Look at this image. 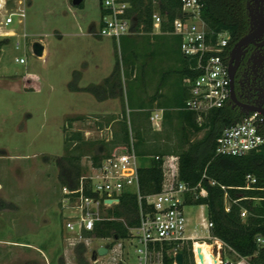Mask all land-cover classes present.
Wrapping results in <instances>:
<instances>
[{
  "label": "rangeland",
  "instance_id": "rangeland-1",
  "mask_svg": "<svg viewBox=\"0 0 264 264\" xmlns=\"http://www.w3.org/2000/svg\"><path fill=\"white\" fill-rule=\"evenodd\" d=\"M18 1L25 8L24 24L14 28L15 35L8 37L10 41L0 54V264H58L61 258L65 264H77L75 248L79 243L86 246L87 264H127L130 255L134 260V253L125 245L119 248L122 241L94 236L84 240L64 230L58 162L65 155V137L80 132L82 141L71 147L82 155L81 176H89L93 156L102 158L116 147L137 142L135 133L140 120L146 130L140 146L136 150L134 147L135 153L139 149H160L176 154L187 149V143L180 146L182 133L175 122L156 130L145 119L143 109L147 99H159L163 91L167 98L173 94L178 80L173 71L182 59L176 39L168 38L170 51L156 47L143 78L132 76L131 82L124 79L119 59L124 106L115 94L99 101L89 93L69 91L68 84L75 81L79 88L101 85L113 70L114 54L120 57L123 40L141 45L152 43L156 30L152 28L146 33L143 26H132V37L123 36L118 43L99 37V0H83L77 7L71 0H0V21L6 11L19 6ZM4 38L7 37L0 36V40ZM35 42L45 46L41 58L32 53ZM154 49L153 45L151 51ZM16 57H23L25 64L15 63ZM161 83L163 91L159 93ZM127 98L131 103L144 104L142 109L138 105L133 111L128 109ZM123 107L128 125L127 144L115 142ZM205 135L206 130L190 133L187 140L196 143ZM136 156L140 166H147L156 157H141L137 153ZM184 213L186 236L209 237L205 206L187 205ZM198 242L205 243L200 246L208 250L213 241ZM100 248H107V253L99 256ZM222 256L233 260L226 250Z\"/></svg>",
  "mask_w": 264,
  "mask_h": 264
},
{
  "label": "trees",
  "instance_id": "trees-1",
  "mask_svg": "<svg viewBox=\"0 0 264 264\" xmlns=\"http://www.w3.org/2000/svg\"><path fill=\"white\" fill-rule=\"evenodd\" d=\"M202 4L201 18L208 28L215 33L227 32L230 36V41L237 39L238 32L245 25L244 1L245 0H199ZM131 8L128 12L133 20V28L138 29L140 26L146 33L152 30L151 16L154 11H157L165 21L161 24V32H170L171 22L176 18L182 17L180 8V0H130ZM171 36H153L154 41L151 43L140 44L137 41L128 42L123 40L124 44L120 47L119 54L115 53V64L108 78L101 85H90L85 88H79L77 82L69 83L67 88L71 92H86L93 95L99 101L108 98V95H117L123 102V88L121 77V63L123 67L124 79L133 76L144 77L147 73L150 59H152L156 47L165 48L164 52L170 51L169 40ZM176 39L177 50L179 51V38ZM9 38L0 40V54L3 46L8 44ZM122 44V42H121ZM155 46L154 51L151 48ZM163 52V53H164ZM166 54V53H165ZM181 55V54H180ZM121 59V63L120 60ZM190 63L182 57L178 68L173 73L178 77L174 83L175 100L173 103L167 104L163 112L162 127H167L175 122L178 130L182 133L180 146L187 143L188 147L176 154H171L160 149L156 152L148 150H137L136 153L141 157L155 154L160 160L150 161L147 166H140L138 169V184L139 194L142 200L139 204L137 196L132 193H124L119 197V203L108 210L109 216L114 219L104 221L98 225L93 233H83L82 238L88 240L91 236L98 238H112L113 240H124L129 237L130 228L139 226L140 208L144 211H149L146 206L145 197L159 193L164 190L169 182L170 176V158H173L175 168L176 182H182L190 187H195L200 184L207 195L204 198L193 197L186 195L185 201L187 205L205 206L207 221L212 226L209 229V235L222 242L225 246L234 251L237 255L247 260L248 264H264V245L256 243L257 237L264 239V202L255 204L253 202L242 201L239 205H232L229 212L224 210L223 195L224 191L221 186L227 189L230 198L235 199L242 191L234 190L235 187L244 185L245 176L248 174L255 175L258 178L264 177V146L258 151L248 153L243 157L217 156L214 153L215 140L219 136L222 129L231 126L237 122L242 115L225 106L221 109L211 111L203 118L201 125L196 121V116L187 111H179L184 101L187 99V90L183 85V79L187 76L194 77L196 74L190 71ZM172 74V71H171ZM28 78H31L28 75ZM162 87V83L158 89ZM129 102L127 98L128 109H135V105L140 106L142 103L135 104ZM131 107V108H130ZM124 107L121 114L120 133L115 135V142L128 143V125L125 118ZM145 119L149 122V112L146 111ZM71 122L73 120H70ZM139 128L135 133L137 142L134 144L135 150L140 146L142 134L146 130L139 121ZM202 130H206L205 138L196 143H189L187 135L196 134ZM146 135V133H145ZM82 141V134L74 132L64 139L65 155L60 158L59 166V181L62 187L70 190L77 189L79 180L82 177L81 154L71 146L74 143ZM206 143V146L204 145ZM104 157V156H103ZM102 157V158H103ZM98 156L91 158V165L98 167L101 159ZM203 175L205 176L203 178ZM211 181L215 185H211ZM88 187V182H86ZM86 195L95 197L96 195L89 190ZM245 194H255L253 192H245ZM245 209L247 216L244 219L240 218V211ZM175 245H164L163 257L165 264H173L174 256L173 249ZM193 244L191 241H186L176 248V253L183 256V264H194ZM200 255L204 258V264H208L204 254L199 247ZM86 246L84 243H79L75 248V259L77 264H87V259L84 254ZM58 264H65L61 258Z\"/></svg>",
  "mask_w": 264,
  "mask_h": 264
},
{
  "label": "built area",
  "instance_id": "built-area-1",
  "mask_svg": "<svg viewBox=\"0 0 264 264\" xmlns=\"http://www.w3.org/2000/svg\"><path fill=\"white\" fill-rule=\"evenodd\" d=\"M99 1L101 12L98 36L110 38L118 43L121 37L132 34L133 20L128 16L130 0ZM18 4L15 10L6 11L0 21L1 37H13L14 28L24 24L25 8L22 1H18ZM1 8L3 9L2 3ZM180 8L182 17L171 22L170 32H161L160 27L165 19L157 11L152 13L151 23L156 32L179 38L180 54L190 63V71L196 75L183 79L188 96L177 110L193 113L197 123L201 125L203 118L211 111L221 109L231 101L230 75L225 51L230 36L227 32L215 33L208 28L200 15L202 4L199 0H180ZM22 36L26 38V34L23 33ZM16 49L19 47L16 46ZM14 61L19 65L25 64L23 57H16ZM162 119V110L153 111L149 117L152 127L156 130L161 129ZM263 146L261 117L257 112H251L222 129L215 140L214 153L217 156L243 157ZM153 159L160 160L158 156ZM170 160L168 184L163 191L144 198L149 211L140 208L139 226L128 229L129 237L118 243L119 248L125 245L126 249L133 250L134 260H131L130 255L127 264H165L164 245H175V257L176 248L186 241L193 244V260L194 264H197L198 255L194 249V241L197 239L186 236L185 197L189 195L194 199L204 198L207 192L200 184L190 187L185 183L176 182L173 158ZM139 167L134 144L130 141L129 145L116 147L105 155L98 167L91 165L90 175L80 178L77 189L63 187L60 206L64 230L78 238H82L83 233H93L96 225L114 219L109 216L108 210L119 203V197L124 193L135 194L140 204L142 197L139 194ZM211 185H215V182L211 181ZM221 189L224 191L223 204L226 212L230 211L232 205H239L242 201L255 204L264 202V177L246 175L244 185L234 188L244 193H240L235 199L230 198L225 187L221 186ZM87 190L96 196L86 195ZM108 200L111 204L106 203ZM246 216L247 211L242 209L240 218L244 219ZM211 226L207 223L206 229L209 230ZM206 239L213 241L210 246L212 255L218 259L215 264H248L246 259L219 240L210 235ZM256 243L264 245V239L257 237ZM224 250L233 256L232 261L223 258Z\"/></svg>",
  "mask_w": 264,
  "mask_h": 264
},
{
  "label": "flooded vegetation",
  "instance_id": "flooded-vegetation-1",
  "mask_svg": "<svg viewBox=\"0 0 264 264\" xmlns=\"http://www.w3.org/2000/svg\"><path fill=\"white\" fill-rule=\"evenodd\" d=\"M245 25L226 47L232 101L237 114L255 110L264 138V0L244 1Z\"/></svg>",
  "mask_w": 264,
  "mask_h": 264
},
{
  "label": "crops",
  "instance_id": "crops-1",
  "mask_svg": "<svg viewBox=\"0 0 264 264\" xmlns=\"http://www.w3.org/2000/svg\"><path fill=\"white\" fill-rule=\"evenodd\" d=\"M153 34H154L153 36H171V35H167V34H161V33H158L156 31ZM131 35L132 34L127 35V36L132 37ZM43 47H44V50H43V55H44V53H45V46H43ZM161 88H160V90H158L159 93L161 91H163ZM173 88H174L173 89V94L171 95L172 97L170 96V97L167 98L165 96L164 91H163V92H161V94H159V97H160L159 99H153V98L152 99L151 98L150 99H147V102H145V105L146 106L143 108V109H145V112L146 111L149 112V115H151V113L153 111H155V110H162L164 112L165 106H167V104L173 103V101L175 100V90L178 87L177 88L176 87H173ZM113 96H111V97H113ZM132 111H133V109H132ZM189 237H193V239H197L196 243H199L198 240L206 239V238H202L200 236H197L196 234L189 235ZM196 243H195V245H196ZM195 250H196V248H195Z\"/></svg>",
  "mask_w": 264,
  "mask_h": 264
},
{
  "label": "water",
  "instance_id": "water-1",
  "mask_svg": "<svg viewBox=\"0 0 264 264\" xmlns=\"http://www.w3.org/2000/svg\"><path fill=\"white\" fill-rule=\"evenodd\" d=\"M83 0H71V4L75 7L77 6H80L82 4ZM43 50H44V47L42 44L38 43V42H35L33 45H32V53L35 57L37 58H41L43 56ZM229 75H230V69H229ZM230 99L232 101V98L230 96ZM251 112H256L255 110L253 111H250V112H245L243 115H247ZM107 204H111V201L108 200L106 201ZM107 248H100L98 249L97 251V254L99 256H103L107 253ZM197 253H199V250L197 249ZM199 257V256H198ZM199 259L201 260V257H199ZM174 262L175 264H183V256L182 254L180 253H177L174 257Z\"/></svg>",
  "mask_w": 264,
  "mask_h": 264
},
{
  "label": "bare ground",
  "instance_id": "bare-ground-1",
  "mask_svg": "<svg viewBox=\"0 0 264 264\" xmlns=\"http://www.w3.org/2000/svg\"><path fill=\"white\" fill-rule=\"evenodd\" d=\"M200 244H205V243H196V245H195V243H194V245L195 246H197V247H199L200 249H201V251L204 253V255L207 257V260H208V262H209V264H215V263H217V261H218V259L217 258H215L213 255H212V253H211V248L210 249H208L207 250V248H203L202 246H200ZM208 252V253H207ZM197 255L199 256V257H201V260L199 259V257H197V264H204V258H203V256L202 255H200V254H198L197 253Z\"/></svg>",
  "mask_w": 264,
  "mask_h": 264
}]
</instances>
